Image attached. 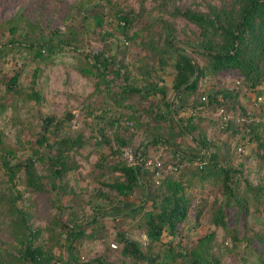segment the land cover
I'll use <instances>...</instances> for the list:
<instances>
[{
    "label": "rangeland",
    "instance_id": "1",
    "mask_svg": "<svg viewBox=\"0 0 264 264\" xmlns=\"http://www.w3.org/2000/svg\"><path fill=\"white\" fill-rule=\"evenodd\" d=\"M79 1L0 0V22L21 14L34 22L32 29L41 27L48 30L69 22L66 17H72L73 27L81 40L78 50L74 51L72 45L63 46L51 60L42 64L33 83L35 60L27 56L24 49L9 51L5 58L0 59V151L4 154L6 150H12L11 163L34 156L30 148L46 116L63 118L64 127L58 131L59 137L81 136L84 141L80 148L70 153L74 168L61 182L59 193L49 190V186L45 191L33 190L25 184L23 173L14 182H8L0 164V251L7 256L17 254L12 234L13 216L7 211L4 199L18 189L22 198L17 200V206L26 214L31 246H40L44 252L40 264H64L68 258L66 246L55 245L53 239L48 238V227L57 213L59 221L65 225H73V220H76L77 224L85 227L83 235L74 242L78 263L104 257L107 264H144L125 253L118 240V233L124 232L130 239L144 245L148 242L143 227L139 225L143 223L142 213L119 217L115 221L100 215H105L106 210L112 211V205L119 198L142 205L144 211L151 209V201L145 199L140 189H134L125 196L111 189L106 184L116 174L111 167L117 161L132 165L134 161L129 160L125 153L129 149L132 153L138 149L137 153L142 154L143 143L161 136L162 139L149 143L144 150L147 158L144 167L148 171L146 181L155 188L166 175L178 172L174 167L176 164L178 169L189 164L192 166H186L188 169L200 166L195 160L179 163L180 154L194 157L197 150L192 147L199 144L200 138L207 142L210 152L220 151L219 158L223 163L227 161L228 165L244 169L241 189H244L245 176L253 183L261 181L264 184V148L259 145L264 144V83L248 88L238 71L226 70L217 75L207 73L198 79L196 89L175 96L172 86L174 51L167 49L161 65L156 60L162 53L154 55L169 37L165 21L173 42L180 47L176 40L195 38L198 28L183 17L172 16L173 7L206 10L207 3L217 4V0H143V6L138 0H99L109 6L106 16L100 13L101 7L84 11L77 6ZM115 10L133 17L129 26L131 38L122 36L116 29V22L108 19ZM96 17L102 21L101 26L95 24ZM7 33L6 29L0 28V45L8 40ZM183 49L199 65L205 64V57L186 46ZM98 51H103L110 58L106 68L92 69L93 73L102 75L97 78L93 74H82L78 67L93 64L92 55ZM87 57L90 63H87ZM159 65L160 69L157 68ZM16 72L20 75L19 84L24 91H31L32 86L40 92L39 101L26 99L24 95H16L6 89L5 81ZM122 75L129 76L125 79ZM124 85L136 89L125 99L120 98ZM161 87L163 94L158 90ZM215 91H218L216 97L223 101L221 104H215L214 96L209 95ZM203 96H206L205 100H202ZM167 101L175 102V108L182 105V109L176 110L175 116L169 114L165 106ZM220 105L232 117L224 128L214 120ZM66 111L73 114L71 119L64 117ZM159 114L163 117L155 116ZM240 114L257 123L251 139L246 140L249 136L235 123V117ZM120 138L129 143L122 145ZM203 156L207 159L209 152L205 151ZM35 166L38 173L47 172L43 163L37 162ZM65 182L68 183L64 187ZM208 189L199 185L191 189L194 201L188 218L179 226L178 235L164 232L157 244L160 249L166 250L169 246L180 249L177 247L180 243L190 250L209 230L214 194ZM70 191L77 193L73 195ZM254 207L250 204V213L244 217L237 208L230 210L226 207V227H217L215 231L221 264H264V251L258 238L264 230V203H260L256 210ZM201 208L198 222L195 213ZM92 216L97 217L96 224L87 223ZM235 231L239 238L244 236L237 246L231 236ZM179 235L183 236L181 242ZM61 239L64 243L65 233ZM214 251H217V246ZM175 264L183 263L178 259Z\"/></svg>",
    "mask_w": 264,
    "mask_h": 264
},
{
    "label": "trees",
    "instance_id": "2",
    "mask_svg": "<svg viewBox=\"0 0 264 264\" xmlns=\"http://www.w3.org/2000/svg\"><path fill=\"white\" fill-rule=\"evenodd\" d=\"M138 1L143 6L144 1ZM217 2V4L207 3L206 10L192 7L185 9L173 7L170 12L172 16L175 18L183 17L198 28V34L195 38L176 40L180 47L173 42L171 31H169L167 21H165V30L169 37L154 52V55L158 56L162 53L156 60L161 65L165 61L163 54L167 49L174 51L172 86L175 89L176 97L187 90L196 89L198 79L207 73L217 75L226 70H236L248 88H255L264 83V0H217ZM77 6L86 12L94 9V7H101L100 13L105 16L109 9L108 5L102 4L99 0H80ZM111 16L108 19L112 18L116 22V29L119 33L125 38H131L129 26L132 24L133 17H128V14L116 10L112 12ZM66 18L69 22L48 30L41 27L38 30L32 29L34 22L21 14L0 22V28L8 31V40L5 44L0 45V59L5 58L9 51L16 52L24 49L27 56L35 60L31 80L33 83L34 78L42 69V64L45 65V62L51 60L61 51L63 46L72 45L74 51L81 46L79 32L73 27L72 17ZM94 22L97 26L102 25L99 17L94 18ZM181 46H186L196 54L205 57V64L199 65ZM160 48L161 51H159ZM92 58L93 64L87 57L89 61L87 63L91 65L79 66L78 69L84 75L93 74L99 78L102 74L93 73L92 69L99 70V66L106 68L110 61L109 55H105L103 51H98L92 55ZM160 65L157 67L158 69L161 68ZM122 76L126 79L129 75ZM19 77L17 72L11 75L9 80L5 81L6 89L16 95H24L26 99L39 101L41 99L40 92L32 86L31 91H24V88L19 84ZM158 90L162 94L165 93L162 87ZM135 91L134 87L124 85L120 98L125 99L126 95ZM217 93L218 91H215L214 94L210 93L209 95L214 96L213 102L215 104H221L223 101L216 97ZM230 94L231 92H229ZM163 103L161 101V105ZM165 106L168 113L174 116L176 110L182 109V105H177L175 108L173 101H167ZM155 116L163 117L161 114ZM64 117L71 119L73 114L66 111ZM176 121H178L177 118ZM177 124L179 123L177 122ZM256 125L255 122L240 125L243 133L249 136L246 140L251 139V134ZM63 127V118L44 117L39 130L35 133L34 145L30 148L34 156L17 163H11L9 160L12 150H6L4 154L0 151V164L5 170L7 181L12 183L23 173L25 184L33 190L45 191L49 186V190L59 193L61 182L74 168L70 153L80 148L84 143L81 136L76 138L68 135L59 137L58 131ZM160 139H162L161 136H156L147 140L145 144L143 143L142 154L137 153L138 149H134L133 155L137 159L134 164H127L125 161L115 162L111 168L116 174L113 178L111 177L112 180L109 183L106 182L111 189L122 196L131 193L134 189H140L145 199L151 201V209L144 211L142 205H135L127 199L119 198L112 205V211L106 210L105 215L101 214L100 216L110 217L115 221L119 217L128 215L132 217L137 213H142L143 223L141 222L139 225L143 227L148 242L144 245L138 240L130 239L124 232L118 233V240L122 243V249L125 253L132 255L135 260L144 264H175L178 259L183 264H221L215 231L217 227H226V207L230 210L237 208L238 213L242 214L243 217L250 213V204H254L256 210L260 203H264V184L261 181L253 183L245 176L243 179L244 189H241V178L245 175L244 169L228 165L227 161L223 163L219 158L220 151L210 152L206 146L207 142L204 143L199 138V144L192 147L197 150V153L193 154L194 157L188 158L184 154H180L179 163H184L185 160L190 162L195 160V162L200 163V166L188 169L187 167L192 166L189 164L178 169V164H176L174 167L178 172L175 175H166L159 185L155 188L150 187L146 181L148 171L144 167L147 159L144 150L146 146L150 145L149 143H156ZM120 141L122 145L129 143L123 138H120ZM259 145L264 148V144ZM205 151L209 152L207 159H204L203 156ZM37 162L46 166L47 172L45 174L38 173L35 166ZM44 180L46 181L44 182ZM67 183H64V187L67 186ZM196 185L207 187L209 188L208 191L214 194V199L211 202L209 230L198 238L190 250H186V247L181 246L180 243L177 245L180 249L175 250L171 246L166 250L160 249L157 244L161 241L164 232L170 235H178L179 226L188 218L189 208L194 201L191 189ZM76 193L77 191H70V194ZM20 198H22V194L17 189L16 192H10L8 197L4 199L6 200L7 211L11 212L13 216L11 221L12 234L17 254L7 256L0 251V264H40L44 259V252L41 247L31 246L32 237L27 225L26 214L21 207L17 206V200ZM202 210L203 208L198 209L195 213V219L198 222ZM99 212L102 213L104 210ZM57 216L59 213L53 216L48 227V238L49 240L53 239L52 243L55 245L66 246L68 258L64 264H107L104 257H95L85 263H78L75 258L74 242L83 235L85 227L83 224H77L76 220H73V225H65L59 221ZM97 220L96 216H92L87 223L96 224ZM55 229L56 233L54 234L53 230ZM261 232L258 238L262 243V251H264V230ZM64 233L66 239L63 240V243L61 237ZM234 233L231 236L237 246L241 239H244V236L239 238L237 232ZM53 236L56 237L53 238ZM179 237V242H181L183 236L179 235ZM215 246H217V251H214Z\"/></svg>",
    "mask_w": 264,
    "mask_h": 264
},
{
    "label": "built area",
    "instance_id": "3",
    "mask_svg": "<svg viewBox=\"0 0 264 264\" xmlns=\"http://www.w3.org/2000/svg\"><path fill=\"white\" fill-rule=\"evenodd\" d=\"M239 83V82H237ZM206 99V96H203L202 97V100H205ZM231 116L229 114L226 113L225 109L223 107H219L217 112H216V117L214 118L215 122L219 125L220 128H224L228 123L229 121L231 120ZM252 118L250 117H246L244 115H237L235 117V123H237L238 125H242L244 123H250L252 122ZM240 149V148H239ZM125 155H127V157L129 158V160H132L134 161L135 163V158H134V155L132 153V151L129 149L127 153H125ZM133 163V164H134ZM160 163H158L159 165ZM113 247H115V244H111Z\"/></svg>",
    "mask_w": 264,
    "mask_h": 264
}]
</instances>
